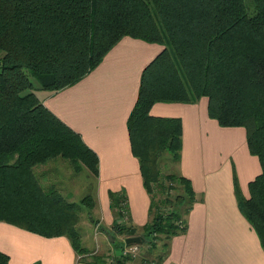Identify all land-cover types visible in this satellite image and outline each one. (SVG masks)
Listing matches in <instances>:
<instances>
[{
    "label": "trees",
    "instance_id": "obj_1",
    "mask_svg": "<svg viewBox=\"0 0 264 264\" xmlns=\"http://www.w3.org/2000/svg\"><path fill=\"white\" fill-rule=\"evenodd\" d=\"M253 3L249 15L244 0H0V222L44 237L64 235L94 264L112 252L116 264L125 263L117 254L122 240L112 252L81 246L78 223L83 205L91 219L90 195L64 203L53 188L41 185L34 168L62 157L97 174L96 155L42 99L77 82L129 36L162 48L142 71L127 118L129 144L153 200L139 233L118 222L124 200L114 197L112 239L143 236L138 246L158 258L165 240L184 230L175 206L186 194L174 192L180 187L190 196V184L173 174L161 178L159 170L165 155L171 162L178 158L181 123L148 112L157 101L202 98L207 116L219 126L245 131L247 149L259 162L261 172L248 183L239 207L264 248V0ZM102 230L96 221L94 236ZM8 261L0 250V264Z\"/></svg>",
    "mask_w": 264,
    "mask_h": 264
},
{
    "label": "crops",
    "instance_id": "obj_2",
    "mask_svg": "<svg viewBox=\"0 0 264 264\" xmlns=\"http://www.w3.org/2000/svg\"><path fill=\"white\" fill-rule=\"evenodd\" d=\"M161 50V45L125 36L77 82L42 99L96 155L98 170L94 175L84 165L56 157L35 166L34 173L41 185L66 194L70 202L79 203L80 197L90 195L91 219L83 210L78 224L79 229L84 225L93 232V225L100 221L103 230L96 238L91 232L96 250L112 252L117 240L125 239H112L116 199L124 200L120 224L140 233L149 221L153 198L143 185L139 161L129 144L127 118L136 105L142 71ZM148 115L180 120L177 165L169 173L163 167L160 173L161 178L183 177L192 191L189 196L176 188L174 194H186L183 204L175 206L185 228L165 240L159 257L151 254L153 259L158 264H264V248L239 207L240 197L248 195V183L261 172L257 158L247 149L245 131L219 126L207 116L202 98L186 103L157 101ZM80 239L81 246L92 247ZM0 250L9 264H94L89 257L81 258L64 235L44 237L5 222H0Z\"/></svg>",
    "mask_w": 264,
    "mask_h": 264
},
{
    "label": "rangeland",
    "instance_id": "obj_3",
    "mask_svg": "<svg viewBox=\"0 0 264 264\" xmlns=\"http://www.w3.org/2000/svg\"><path fill=\"white\" fill-rule=\"evenodd\" d=\"M244 3H245V6H246V9H247L248 14L249 15H252L254 13V3H253V0H244ZM59 158H62V157H59ZM165 160L168 161L167 164H165ZM170 160H171V157H170ZM170 160H169L168 154L165 155L162 158V160L159 161V170H162L163 167H164L165 171L169 173V171L175 169L177 163H175V162H169ZM61 161H68V162H70L69 159H64V158ZM43 185H46V184H43ZM61 194H64V193L61 192ZM62 196H63L62 198H63V202L64 203H71L68 200L66 194H64ZM80 198L82 199V197H80ZM79 201H76V202H79ZM85 207H86V205H83V210H85ZM81 221H82V225H83V223L85 222L83 216L81 217ZM82 227L83 228H81L80 231H79L80 232V235H81L82 239H85L89 243V246H92L91 248H88L89 251H92V250L95 249L94 242H93V237H92V233H93L92 232V229H90L88 227V229L86 230V228L84 229V225ZM93 235H94V233H93ZM141 237L143 239V236H141ZM82 243H83V240H82ZM146 247L143 249V251H142L141 247H139V253L133 259L128 260L126 258H129V257H126V256L123 255L122 257H126V258H124V262H125L124 264H145L146 262H148L151 259L152 260H155V259H153L154 257H152V255H151L153 252H148L146 250ZM100 250L101 251L103 250V251H106V252L108 251L109 252V248L108 249H102V248L101 249H97V252L100 251ZM117 253H120V250H118ZM144 260H146V261L144 262Z\"/></svg>",
    "mask_w": 264,
    "mask_h": 264
},
{
    "label": "built area",
    "instance_id": "obj_4",
    "mask_svg": "<svg viewBox=\"0 0 264 264\" xmlns=\"http://www.w3.org/2000/svg\"><path fill=\"white\" fill-rule=\"evenodd\" d=\"M138 253H139L138 245H135V244L127 245L123 242L122 248L120 249V254H122V256L124 255L129 258L130 257L134 258L136 255H138ZM108 255L109 257L105 260L103 264H116L114 253L112 252L111 254H108ZM145 264H158V263L155 260H149Z\"/></svg>",
    "mask_w": 264,
    "mask_h": 264
},
{
    "label": "water",
    "instance_id": "obj_5",
    "mask_svg": "<svg viewBox=\"0 0 264 264\" xmlns=\"http://www.w3.org/2000/svg\"><path fill=\"white\" fill-rule=\"evenodd\" d=\"M142 242H143V239L141 236L126 237L124 239V243L127 245H132V244L140 245Z\"/></svg>",
    "mask_w": 264,
    "mask_h": 264
},
{
    "label": "flooded vegetation",
    "instance_id": "obj_6",
    "mask_svg": "<svg viewBox=\"0 0 264 264\" xmlns=\"http://www.w3.org/2000/svg\"><path fill=\"white\" fill-rule=\"evenodd\" d=\"M135 245H137V244H135Z\"/></svg>",
    "mask_w": 264,
    "mask_h": 264
}]
</instances>
